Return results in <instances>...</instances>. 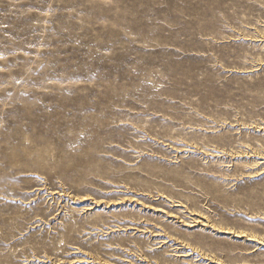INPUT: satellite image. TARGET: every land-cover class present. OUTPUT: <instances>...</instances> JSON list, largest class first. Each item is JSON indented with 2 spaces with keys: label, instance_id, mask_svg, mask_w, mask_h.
I'll return each instance as SVG.
<instances>
[{
  "label": "rangeland",
  "instance_id": "1",
  "mask_svg": "<svg viewBox=\"0 0 264 264\" xmlns=\"http://www.w3.org/2000/svg\"><path fill=\"white\" fill-rule=\"evenodd\" d=\"M218 225L264 237V0H0V264H264Z\"/></svg>",
  "mask_w": 264,
  "mask_h": 264
},
{
  "label": "bare ground",
  "instance_id": "2",
  "mask_svg": "<svg viewBox=\"0 0 264 264\" xmlns=\"http://www.w3.org/2000/svg\"><path fill=\"white\" fill-rule=\"evenodd\" d=\"M65 192V191H64ZM90 208V207H89ZM202 214V213H201ZM204 215V214H203ZM196 218V217H195ZM207 219V218H205ZM211 221V220H210ZM203 222L205 225H210V222L208 220L205 221H201ZM203 224V225H204ZM213 228H215V225H212ZM219 226V225H218ZM216 230H218L221 233H228V234H233L234 236L237 237H246L247 240H251V241H256L257 243H261L262 245H264V237H259L258 235H255L254 233L250 232V233H246L244 230H235L229 227H222L219 226L216 228ZM187 244V243H186ZM194 248V247H193ZM199 248V247H198ZM205 253V252H203ZM202 253V254H203ZM207 255V254H206ZM211 260H213V262L215 261L217 264H227L225 263L222 259L218 258L217 256L212 255V257H210ZM242 260V259H241ZM243 262V261H242ZM260 264V263H259Z\"/></svg>",
  "mask_w": 264,
  "mask_h": 264
}]
</instances>
